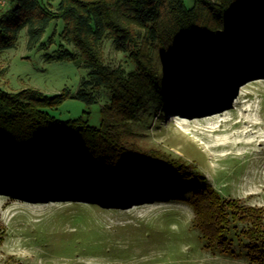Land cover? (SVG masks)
<instances>
[{"label": "trees", "instance_id": "trees-1", "mask_svg": "<svg viewBox=\"0 0 264 264\" xmlns=\"http://www.w3.org/2000/svg\"><path fill=\"white\" fill-rule=\"evenodd\" d=\"M51 1L8 0L0 6V54L17 46L23 30L28 48H35L49 25L61 19L63 40L74 50L60 52L57 59L89 71L75 97L95 104V93L106 88L112 98L95 128L83 118L63 122L49 114L70 96L68 91L51 98L37 89H0V193L28 200H96L114 207L186 196L194 226L208 246L228 252L232 237H238L253 262L264 264V208L221 197L195 165L143 149L133 130L161 80L155 48L185 75H208L224 59L261 68L264 0H193L191 8L187 0H60L56 9ZM107 39L133 70L107 64ZM232 88L216 106L231 102Z\"/></svg>", "mask_w": 264, "mask_h": 264}, {"label": "rangeland", "instance_id": "rangeland-1", "mask_svg": "<svg viewBox=\"0 0 264 264\" xmlns=\"http://www.w3.org/2000/svg\"><path fill=\"white\" fill-rule=\"evenodd\" d=\"M59 2L52 0V9ZM186 5L191 8L194 1ZM64 29L63 20L53 21L33 49L23 30L17 46L0 54V89H37L51 98L68 91L70 96L49 114L63 122L83 118L98 128L112 92H96L95 104L75 97L89 71L57 59L60 52L74 50L63 40ZM103 48L108 65L133 70L112 40ZM153 61L161 80L133 122L139 146L195 165L223 198L264 208V65L224 59L221 68L199 77L169 66L157 48ZM230 86L231 102L216 106ZM185 199L114 207L96 200H28L0 193V264H257L238 237H232L228 252L208 246Z\"/></svg>", "mask_w": 264, "mask_h": 264}, {"label": "built area", "instance_id": "built-area-1", "mask_svg": "<svg viewBox=\"0 0 264 264\" xmlns=\"http://www.w3.org/2000/svg\"><path fill=\"white\" fill-rule=\"evenodd\" d=\"M0 6L1 7L6 6V0H0Z\"/></svg>", "mask_w": 264, "mask_h": 264}, {"label": "bare ground", "instance_id": "bare-ground-1", "mask_svg": "<svg viewBox=\"0 0 264 264\" xmlns=\"http://www.w3.org/2000/svg\"><path fill=\"white\" fill-rule=\"evenodd\" d=\"M216 114H218V113H216ZM175 119H177V118H175Z\"/></svg>", "mask_w": 264, "mask_h": 264}]
</instances>
